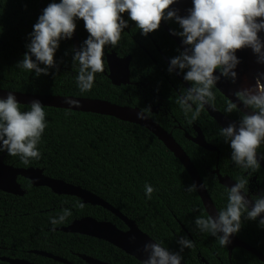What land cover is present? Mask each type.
Returning a JSON list of instances; mask_svg holds the SVG:
<instances>
[{"label":"trees","instance_id":"1","mask_svg":"<svg viewBox=\"0 0 264 264\" xmlns=\"http://www.w3.org/2000/svg\"><path fill=\"white\" fill-rule=\"evenodd\" d=\"M53 2L59 3L60 0H0V88L33 94L91 97H97L93 92L100 91V97L104 96L112 102L131 105H138L140 101L144 103L145 99L135 96L132 99H114L103 93L104 86L97 87V91L82 93L73 78L66 76L63 80L59 75L61 69L56 67L50 68L48 75L39 77L34 72L17 67L28 51L33 26L43 10ZM122 16L128 22V27L122 32L119 44L115 48L105 46L104 52L111 48L133 55L136 63L158 81L164 97L163 112L168 116L165 119L155 118L168 131H172L176 141L189 155L218 210L227 206L228 188L220 184L213 173L215 169L236 181L244 178L250 183L252 180L260 185L264 195V169L260 167L250 175L235 165L231 160L229 143L219 134L222 127L206 108L195 121L189 123L192 113L185 116L176 103L179 95L172 85L181 92L186 88L175 72L168 71L170 65L153 40L170 60L180 55L182 50L162 23L158 30L150 33L151 39L149 35L142 34L127 13ZM163 21L172 30L182 31L175 20ZM76 24L81 42L85 41L89 33L84 21L77 19ZM74 55L71 39H62L54 59L58 65H70L74 62ZM40 66L45 67L43 64ZM213 91L216 95L214 106L225 113L229 99L217 88ZM134 94L138 96L136 91ZM28 110L27 104H21V111ZM44 110L47 126L37 145L40 159L24 165L18 156L13 157L6 152L5 163L21 168L39 167L47 176L82 185L135 219L143 231L157 242H162L171 252H180L178 241L181 237H187L194 242V248H185L181 253L186 264H264L255 254L241 247L233 250L230 261L228 247L220 245L217 237L197 228L195 218L209 215L197 190H187L194 184L192 178L182 162L150 130L109 115L49 106H44ZM227 115L240 121L242 112ZM176 124H181L187 130L198 124L206 140L218 147L220 154L190 141L183 131L173 127ZM257 152L264 157V143ZM19 182L26 190L23 196L0 190V255L25 257L37 264H63L40 255H26L25 249L33 248L51 251L77 264L88 263L74 252L114 263L142 264L118 247L95 237L69 233H64L65 237H51L52 231L45 230V227H54L51 219H58L65 210L71 215L55 226L68 225L76 218L91 216L98 220H109L121 229L127 227L124 221L101 206L84 204L72 195H57L45 186H33L24 177H19ZM145 184L154 188L151 199L145 195ZM79 204H83V207H78ZM241 219L242 227L237 236L264 254V227L260 225V219L249 220L246 213ZM53 232L60 234L59 231ZM75 236H78L77 245ZM60 240L61 245L58 244ZM0 264L9 263L0 261Z\"/></svg>","mask_w":264,"mask_h":264},{"label":"clouds","instance_id":"2","mask_svg":"<svg viewBox=\"0 0 264 264\" xmlns=\"http://www.w3.org/2000/svg\"><path fill=\"white\" fill-rule=\"evenodd\" d=\"M192 2L193 7L184 17L169 10L176 0H60L50 3L33 26L28 51L17 67L34 72L37 77L48 75L49 69L56 66L54 57L60 41L72 38L77 28L76 20H83L89 36L75 51L74 67L78 64L76 82L80 92H88L93 88L96 74L105 71V46L115 48L128 27L123 13L128 14L144 36L158 30L163 20H175L182 31L173 30L174 34L182 37L183 44L189 47L171 59L168 71L172 73L179 69L184 73V80L191 84L177 97L176 103L185 116L192 113L189 119L192 123L206 105L214 107L216 95L213 89L221 76L233 82L237 79L234 69L240 63L236 55L238 50L251 48L258 57L257 62L264 64V40L259 35L264 31V0ZM217 69L220 75H214ZM235 96L252 110V114L242 112L238 128L236 124H229L220 128L219 134L231 147V160L251 175L261 167L257 150L264 143V74L256 77L253 87L239 90ZM28 107L30 110L21 111V104L12 92L6 99L0 98V152L18 156L24 165L40 159L37 145L47 126L44 105L33 100ZM236 111H241L239 105L228 100L225 113ZM140 118H144L143 114ZM248 183L247 179L241 178L229 187L227 206L218 211L217 216L195 218L197 228L217 237L222 246H227L231 236L241 230L242 215L246 213L247 219L256 220L264 213V197H256L249 208L252 202L246 198ZM144 187L145 195L151 199L154 188L150 184ZM199 187L206 189L207 186L204 183ZM187 190L196 191L197 186L193 184ZM69 215L71 213L65 210L58 219L53 217L51 223L53 226L63 223ZM259 223L264 227V219ZM178 243L180 252L169 251L162 242L145 244L143 251L147 253V259L142 260V264H181V253L185 248L193 249L194 242L181 237Z\"/></svg>","mask_w":264,"mask_h":264},{"label":"water","instance_id":"3","mask_svg":"<svg viewBox=\"0 0 264 264\" xmlns=\"http://www.w3.org/2000/svg\"><path fill=\"white\" fill-rule=\"evenodd\" d=\"M192 7V0H176V3L171 5L169 10H175L177 11V14L179 16L184 17L189 14L188 10ZM162 23L165 29L171 35V37L174 38L175 41L178 43L182 51H184L185 48L189 47L183 44V38L179 37L178 35H175L174 32L164 22ZM259 35L261 39L264 40V31H261ZM72 40L74 42L75 49L78 50L79 35L77 31H75V33L73 34ZM236 55L240 60V63L238 64L236 69H234V71H236L237 73V79L235 80V82H233L231 79L221 76L220 80L216 84V88L219 89V91L224 94L229 100L232 99L233 102H236L241 108V112L252 114V110L245 107L238 100V98L235 96V92L244 88L253 87L256 83V77L258 75L264 74V64L257 62L258 57L251 48H243L241 50H238ZM128 62L129 61L127 60L126 63L128 64ZM108 63L113 67H117L116 64L119 63V60L116 59L114 53L108 55ZM115 71H117V69L112 68V72ZM175 72L179 75V77L189 88V84L187 83V81L184 80L179 70L176 69ZM214 75H220L219 69H217ZM111 77L115 84H120V81H117L114 76ZM9 92H12V94L16 96L17 101L20 104L30 105L33 100H39L44 106L109 115L121 119L123 121L136 123L147 128L153 134H155L185 166L189 175L192 178L193 183L197 186V192L203 201L204 207L208 215H212L213 217L218 215L219 210L215 205L211 195L209 194L207 187L206 189L199 187L200 185L204 184V182L196 166L194 165L186 151L183 149V147L176 141L175 137L173 136V133L167 131L149 114H147L140 108L118 105L110 101L101 99L80 98L76 96L55 94H33L19 91H11L3 88H0V98L6 99ZM205 108L211 115V117H213L221 127H227L229 124H236L237 128L239 127V121L222 113L215 106L212 107L210 105H206ZM140 114H143V119L140 118ZM191 139L197 145L207 150L217 151L218 153H220L218 147L210 144L206 140V137L201 128H197V135L195 137H192ZM5 154L6 152H3V154L0 155V190L6 193L23 196L26 193V190L19 182V177H24L26 179H29L33 186H45L50 188L55 194L76 196L84 204L101 206L116 215L117 217H119L122 221H124L127 226V229L123 230L109 220H98L91 216L79 217L73 220L69 225L62 226L59 229L67 233H77L104 240L123 250L126 254L135 257L141 263L142 260L147 259V253L143 251L144 245L157 241L150 234L143 231L139 227L135 219L128 217L118 208L113 206L111 203L107 202L105 199H103L93 191L83 187L82 185H77L68 182L64 179L47 176L44 173V170L39 167L31 166L28 168H21L7 164L4 162ZM257 158L262 168L264 169V159H262L259 154H257ZM213 172L217 174L218 181L220 182V184L227 187L228 189L236 183V181L233 180L232 177L228 175H222L218 169H215ZM246 198L252 202L249 205V208H251V206L254 205L255 201L253 200L250 193H247ZM258 218L264 219V213H262ZM221 235L223 234L221 233ZM133 237L135 239H133ZM227 247L229 250L230 261L232 258L233 250L236 247H241L252 252L261 261L264 262V254L253 246H251L250 244H248L247 242L240 239L237 234H233L231 236L230 242L228 243ZM34 252L37 254H41L42 256L54 259L55 261L70 264L68 260L56 256L52 253L46 251ZM80 257L83 258L88 264H114L86 254L80 255ZM0 259L6 261L9 264H35L34 262L23 258L1 257ZM181 264L186 263L182 260Z\"/></svg>","mask_w":264,"mask_h":264},{"label":"flooded vegetation","instance_id":"4","mask_svg":"<svg viewBox=\"0 0 264 264\" xmlns=\"http://www.w3.org/2000/svg\"><path fill=\"white\" fill-rule=\"evenodd\" d=\"M165 23V21H162ZM161 22V23H162ZM166 24V23H165ZM163 25V23H162ZM167 25V24H166ZM164 26V25H163ZM168 26V25H167ZM169 27V26H168ZM170 28V27H169ZM171 29V28H170ZM172 30V29H171ZM77 31V29H76ZM173 31V30H172ZM174 32V31H173ZM78 33V31H77ZM169 33V32H168ZM79 35V34H78ZM150 36V38L152 39V36L151 34L149 33L148 34ZM170 35V34H169ZM171 36V35H170ZM180 37V36H179ZM182 38V37H181ZM71 41H72V44H73V49H74V52L75 51H78L83 42H81V39L79 37V49L76 50L75 49V46H74V42L72 40V38H70ZM174 39V38H173ZM175 40V39H174ZM153 43L154 45H156V47L158 48L159 52L161 53L162 57L165 59V61L170 65L169 61L171 62V60L165 55V53L160 49V47L158 46V44H156L155 40H153ZM177 43V42H176ZM178 44V43H177ZM179 46V45H178ZM180 47V46H179ZM181 49V48H180ZM182 50V49H181ZM111 53H114L115 54V57L117 60H119V63L116 64L117 67H113L111 66L109 63H108V55L111 54ZM129 61L128 64L126 63V61ZM153 60L155 62H157V60L155 58H153ZM104 62H105V71L103 73H97L96 74V78H95V81H94V85H93V88L91 90H96L98 89L97 87H102L104 86L103 88V93L104 94H107V95H110L112 98L114 99H132L133 96H135L137 99H145V102L142 103L140 101V103L138 105H131V104H121V103H117V102H112L110 100H107V98H104L103 97H100L102 96V94L100 93V91L98 92H93L97 94V97H91V96H82V95H77L76 97H80V98H91V99H101V100H107V101H110L112 103H115V104H118V105H123V106H130V107H137V108H140L141 110H143L144 112H146L147 114H149L155 121L156 118L155 116H158L159 118H164L166 116H168V113L166 112H163V102H162V99H164L163 97V94L161 92V89H160V86L159 84L156 82V80H154L151 76V74H149L146 70H144V67H140L136 62V59L134 58L133 55L131 54H125V53H121V52H118L114 49H111L107 52H105L104 54ZM56 68L58 69H61V72L59 73V75L61 77H63V80H64V77L67 76L68 79H72L75 81V84L77 86V89L78 88V85H77V82H76V75L78 74V64L74 67V62L73 63H70V65L68 64H56L55 66ZM112 68H115L117 69V71L115 72H112ZM128 69V70H127ZM179 70V69H178ZM175 72V71H174ZM180 72V70H179ZM181 73V72H180ZM175 74L177 75V77L181 80V83L184 85L185 88H188L187 85L184 83V81L179 77V75L175 72ZM182 75V73H181ZM111 76H114L116 78L117 81H120V84H115L113 82V79ZM183 76V75H182ZM184 77V76H183ZM124 81V82H123ZM187 83L189 84V86L191 87L190 83L187 81ZM174 87V89L176 90V93L178 95H181L182 92L177 88L175 87L174 85H172ZM219 90V89H218ZM97 91V90H96ZM135 91L137 92L138 96H136L134 93ZM224 95V94H223ZM66 96H75V95H66ZM225 96V95H224ZM226 97V96H225ZM151 99H156V100H151ZM141 105V106H140ZM144 106V107H143ZM217 108V107H216ZM218 109V108H217ZM219 110V109H218ZM220 111V110H219ZM208 112V111H207ZM223 113V112H222ZM225 114V113H224ZM227 115V114H226ZM211 116V115H210ZM228 116V115H227ZM230 117V116H229ZM232 118V117H231ZM234 119V118H233ZM175 121V119H174ZM158 122V121H157ZM159 123V122H158ZM160 124V123H159ZM161 125V124H160ZM162 127H164L163 125H161ZM173 127H178V129H180L181 131H183L184 135L186 136V138H188L190 141H193L191 138L192 137H195L197 135V128H201L198 124H195L192 128H188V130L186 128H184L181 124H176L175 126L173 125ZM165 128V127H164ZM166 129V128H165ZM167 130V129H166ZM202 130V129H201ZM168 131V130H167ZM169 132H172V131H169ZM194 142V141H193ZM195 143V142H194ZM217 152V151H216ZM218 153V152H217ZM3 154L0 153V155ZM220 153H218L219 155ZM259 154V153H258ZM261 156V155H260ZM219 157V156H218ZM262 167V166H261ZM219 170V169H218ZM220 172V171H219ZM214 173V172H213ZM217 175V174H216ZM223 175V174H222ZM233 179V178H232ZM234 180V179H233ZM255 180V178L253 179ZM236 181V180H235ZM248 187V192L247 193H250L253 200L255 201V198L256 197H264L263 195V191H262V188L260 187L259 184H256L254 182H251L249 183V185L247 186ZM58 195V194H57ZM76 197V196H75ZM77 219V218H76ZM75 220V219H74ZM71 223V222H70ZM69 223V224H70ZM68 224V225H69ZM126 225V224H125ZM63 226H66V225H63ZM60 227L62 226H54V227H45V230L47 231H52V233L50 234L51 237H55V236H60V237H65L64 236V233H67L61 229H59ZM127 227V226H126ZM53 228H55V230H53ZM127 229V228H126ZM126 229H123V230H126ZM53 231H59L60 234L58 233H55ZM69 234H75L77 235V233H69ZM45 238H46V235H45ZM75 239V243L77 245V239H78V236H75L74 237ZM52 242V241H51ZM64 242V241H63ZM53 243V242H52ZM59 245L62 244V240H60L58 242ZM64 246V245H63ZM1 245H0V249H1ZM13 248L15 249V246H13ZM34 251H46V252H49V253H52L54 254L53 252L51 251H47V250H42V249H33V248H26L25 249V253L26 255H40L42 256L41 254H37L35 253ZM76 255L78 254L79 257L80 255L84 254V253H77V252H74ZM56 255V254H54ZM87 255V254H86ZM56 256H59V257H62L60 255H56ZM91 256V255H89ZM1 257H10V256H7V255H0V258ZM42 257H46V256H42ZM10 258H20V257H10ZM49 258V257H47ZM64 258V257H62ZM81 258V257H80ZM97 258V257H95ZM23 259H26L25 257H23ZM51 259V258H50ZM66 260H68V262L70 264H77L67 258H64ZM83 259V258H81ZM100 259V258H98ZM29 260V259H27ZM53 261H55L54 259H52ZM84 260V259H83ZM103 260V259H101ZM0 261H3L0 259ZM31 261V260H29ZM85 261V260H84ZM103 261H107V260H103ZM6 262V261H4ZM31 262H34V261H31ZM56 262H59V261H56ZM86 262V261H85ZM107 262H110V261H107ZM35 263V262H34ZM62 263V262H60ZM87 263V262H86ZM111 263H114V262H111ZM37 264V263H35ZM63 264H68V263H63ZM114 264H120V263H114Z\"/></svg>","mask_w":264,"mask_h":264}]
</instances>
